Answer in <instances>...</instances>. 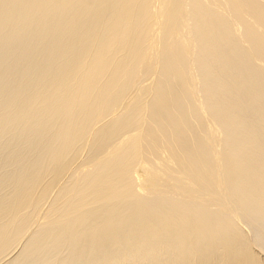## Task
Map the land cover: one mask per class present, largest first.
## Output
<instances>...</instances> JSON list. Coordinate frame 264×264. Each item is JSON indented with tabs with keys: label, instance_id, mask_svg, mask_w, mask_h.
I'll return each instance as SVG.
<instances>
[{
	"label": "bare ground",
	"instance_id": "bare-ground-1",
	"mask_svg": "<svg viewBox=\"0 0 264 264\" xmlns=\"http://www.w3.org/2000/svg\"><path fill=\"white\" fill-rule=\"evenodd\" d=\"M0 264H264V0H0Z\"/></svg>",
	"mask_w": 264,
	"mask_h": 264
}]
</instances>
